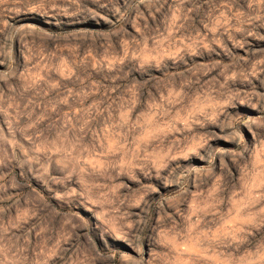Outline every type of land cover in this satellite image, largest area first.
Returning a JSON list of instances; mask_svg holds the SVG:
<instances>
[{
	"label": "rangeland",
	"instance_id": "rangeland-1",
	"mask_svg": "<svg viewBox=\"0 0 264 264\" xmlns=\"http://www.w3.org/2000/svg\"><path fill=\"white\" fill-rule=\"evenodd\" d=\"M0 264H264V0H0Z\"/></svg>",
	"mask_w": 264,
	"mask_h": 264
}]
</instances>
